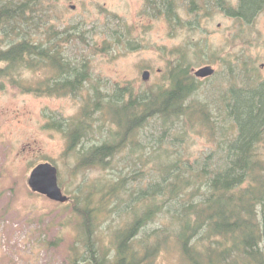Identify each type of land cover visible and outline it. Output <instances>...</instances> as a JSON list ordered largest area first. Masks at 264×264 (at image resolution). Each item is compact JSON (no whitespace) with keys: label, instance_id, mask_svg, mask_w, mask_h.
Returning <instances> with one entry per match:
<instances>
[{"label":"trees","instance_id":"trees-1","mask_svg":"<svg viewBox=\"0 0 264 264\" xmlns=\"http://www.w3.org/2000/svg\"><path fill=\"white\" fill-rule=\"evenodd\" d=\"M263 4L240 0L235 14L247 19ZM45 5V0H0V88L78 94L90 72L85 60L67 57L65 49L73 39L84 41V33L79 23L58 29ZM21 69L44 75L26 84ZM196 90L182 57L164 83L137 93L120 85L88 91L80 118L68 124L67 150L80 145L74 172L109 168L118 153L137 155L140 167L95 189L84 188L85 182L78 186L71 198L81 231L65 264H149L170 243L188 264H264V86L230 90L222 98L223 119L195 102ZM93 116L111 127H95ZM151 122L161 132L146 155L141 136ZM188 125L210 132L222 150L219 160L212 152L185 155ZM97 130L106 134L86 146L88 134Z\"/></svg>","mask_w":264,"mask_h":264},{"label":"rangeland","instance_id":"rangeland-1","mask_svg":"<svg viewBox=\"0 0 264 264\" xmlns=\"http://www.w3.org/2000/svg\"><path fill=\"white\" fill-rule=\"evenodd\" d=\"M239 3L224 0L222 8L211 0H45L46 17L58 29L80 24L84 41L71 40L65 55L85 60L91 80L75 95L24 92L11 85L0 88V264H65L81 231L71 198L78 186L85 182L84 188L95 189L120 172L140 167L137 155L118 153L109 168L93 166L74 172L80 145L67 150L68 124L80 118L84 97L93 86L102 91L128 86L137 93L164 83L167 70L184 57L197 85L192 98L206 103L214 118L223 119L222 98L229 96L230 88L253 86L250 78L264 75L260 70L264 4L260 13L246 19L235 14ZM206 65L217 70L214 77L195 76L194 71ZM145 70L150 72L147 80L142 79ZM19 74L30 84L44 72L21 69ZM93 123L111 127L101 119ZM160 132L157 122L143 132L146 155ZM103 135L99 130L89 133L85 145L98 143ZM260 147L264 155V135ZM184 151L192 159L212 152L219 160L222 153L210 132L190 125ZM45 161L57 167L68 202L53 201L28 186L31 169ZM100 229L108 235L103 226ZM149 264L188 263L170 243Z\"/></svg>","mask_w":264,"mask_h":264},{"label":"water","instance_id":"water-1","mask_svg":"<svg viewBox=\"0 0 264 264\" xmlns=\"http://www.w3.org/2000/svg\"><path fill=\"white\" fill-rule=\"evenodd\" d=\"M214 72L209 66H202L194 71L197 77H207ZM150 75L148 70L143 71L142 79L147 80ZM28 186L38 194L46 195L49 199L65 203L69 201V196L63 193L58 181V169L49 161L41 162L35 165L29 174Z\"/></svg>","mask_w":264,"mask_h":264},{"label":"flooded vegetation","instance_id":"flooded-vegetation-1","mask_svg":"<svg viewBox=\"0 0 264 264\" xmlns=\"http://www.w3.org/2000/svg\"><path fill=\"white\" fill-rule=\"evenodd\" d=\"M213 3L217 4V5H221L222 8L223 7V4H224V0H211ZM213 67V66H212ZM214 69V68H213ZM260 70L263 71L264 70V64H261L260 66ZM217 70L214 69V72L210 75V76H207V78H211V77H214V75L216 74ZM206 78V77H204ZM250 80L252 81V84L253 86H249V87H243V88H240V89H235L234 87L233 88H230L231 90H234V91H239V90H248V89H253L255 91L259 90L261 87L264 86V75H259V76H254L252 79L250 78Z\"/></svg>","mask_w":264,"mask_h":264},{"label":"bare ground","instance_id":"bare-ground-1","mask_svg":"<svg viewBox=\"0 0 264 264\" xmlns=\"http://www.w3.org/2000/svg\"><path fill=\"white\" fill-rule=\"evenodd\" d=\"M192 1H193V0H192ZM196 1H198V0H196ZM194 4H195V3H194ZM197 4H198V3H197ZM204 4H205V3H204ZM193 6H194V5H193ZM198 6H199V5H198ZM203 6H204V5H203ZM202 8H203V7H201V9H202ZM201 9H200L199 11H201ZM188 10H189V9H188ZM192 11H193V10H192ZM197 11H198V10H197ZM258 11H259V10H258ZM188 13H189V12H188ZM194 13H195V12H194ZM198 13L200 14L201 12H198ZM198 13H197V14H198ZM254 13H255V12H254ZM254 13H253V14H254ZM259 13H260V11H259ZM203 14H204V12L202 13V15H203ZM257 15H258V14H257ZM195 16H196V15H195ZM198 17H199V16H198ZM198 17H197V18H198ZM201 17H202V16H201ZM202 18H203V17H202ZM200 20H201V19H200ZM196 21H198V20H196ZM198 23H199V22H198ZM217 89H218V88H217ZM217 89H216V90H217ZM229 93H230V92H229ZM214 99H216V98H214Z\"/></svg>","mask_w":264,"mask_h":264}]
</instances>
